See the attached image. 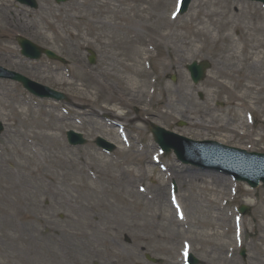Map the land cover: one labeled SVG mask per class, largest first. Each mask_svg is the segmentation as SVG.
<instances>
[{
    "label": "rangeland",
    "instance_id": "1",
    "mask_svg": "<svg viewBox=\"0 0 264 264\" xmlns=\"http://www.w3.org/2000/svg\"><path fill=\"white\" fill-rule=\"evenodd\" d=\"M36 1L38 8L30 10L14 0H0V65L61 92L69 102L37 99L19 84L0 80V123L4 127L0 135V164L4 162L5 167L12 169L7 161L13 158L25 167L29 163L23 157L33 156V163L44 170L43 183L47 187L49 179H54L58 194H38L28 202L23 214L25 222L18 220L16 223L28 231L26 243H53L58 237H66L63 241L67 247V264H74L76 247L83 249L79 264H150L144 259L145 254L159 259L158 264H182L185 247H190L200 264H222L228 258L231 264L264 261L258 240L264 237V189L251 190L226 177L225 193L219 191L215 195L219 200L212 203L215 196L211 197L208 191L200 192L199 185L175 178L179 168L191 173L202 169L179 163L172 153L160 159L159 164L166 167L165 171L153 165L150 156L159 155V152L149 132V123H153L194 141L219 142L247 152L264 153V90H261L264 82L258 83L248 76L250 65L257 63L264 54V43H249L251 49L241 53L240 42L236 46L229 42H226L228 45L213 42L205 46L188 29H182L172 39H154V43L161 44L153 52L154 60L150 61L152 72L147 65L143 66L148 85H152L155 74L158 76L157 89L170 87L176 91L184 86L196 102L212 108L210 117L223 126L193 136L188 116L154 117V112L160 109L159 95H153L149 101L146 96L144 103L136 95L135 98L126 97L131 105L120 103L117 106L103 85L107 83L116 93H122L127 77L123 75L120 81L106 80L105 75L121 76L122 52L127 44L137 39L142 44L149 39L151 33L144 22L149 15L154 18L164 13L186 24L194 7L208 0H193L182 17L175 14L177 0H162L153 10L149 4L155 0H69L60 5L54 0ZM105 3H110L109 8ZM111 4L120 6L121 12H110ZM218 10L244 13L245 28L256 19L264 21V8L258 4L224 0ZM199 20L206 21V18ZM17 36L53 51L68 64L52 62L45 57L39 61L22 58L15 42ZM232 36L237 40L239 33L234 31ZM87 49L96 54L94 66L87 62ZM204 59L212 67L205 80L194 85L185 66ZM160 60L165 65L161 72ZM81 105L95 115H85ZM28 107L34 109V118L44 111L61 116L56 128L62 151L50 149L45 142L38 143L35 152L32 151L30 137L36 131L24 125V118L18 114ZM110 121L123 124V129L109 126ZM181 122L184 126H179ZM66 131L81 133L86 144L69 147ZM95 136L113 142L118 148L110 155L103 153L94 145ZM12 149L15 154L5 152ZM19 172L24 174V171ZM165 172L170 173L172 179H167ZM8 180L9 177L0 172V199ZM173 184L187 215L186 222L180 224L169 204ZM159 191L162 194L157 196ZM240 205L248 207L243 218L236 213ZM208 206H216L209 215H217L219 221L204 225L202 222L208 220L204 212ZM3 219L0 215V264L54 263L50 260H56L57 251L42 249V252L28 248L22 241L11 242L12 232H8L9 227ZM237 219L244 228L240 246L233 242V224ZM222 235L226 237L221 238ZM100 240H104L101 245L97 244ZM208 240L212 244L229 245L227 255L215 251ZM86 243L89 248L85 250ZM241 250L245 259L241 257Z\"/></svg>",
    "mask_w": 264,
    "mask_h": 264
},
{
    "label": "bare ground",
    "instance_id": "2",
    "mask_svg": "<svg viewBox=\"0 0 264 264\" xmlns=\"http://www.w3.org/2000/svg\"><path fill=\"white\" fill-rule=\"evenodd\" d=\"M155 3H151L150 8L153 10L158 6L162 0H155ZM110 3H105V6L109 8ZM224 4V0H208L204 4H198L197 7H194L193 14L189 17V21L185 24L184 22L178 21L176 18H169L166 14H161L158 16H154L151 14L145 19L146 26L148 30H150V37L146 40L145 43L140 44L137 39L133 43H128L126 48L124 49L123 58H122V74L118 76L116 74H106V80H110L114 78L115 80L120 81L125 75L127 77V81L125 82V86L122 89V93H116L112 86L105 83L103 85L104 89L107 91L108 95L114 98V104L119 106L121 104L131 105L129 100L126 97H134L136 95L137 98L141 99L144 103L145 98L147 96L148 101L150 100L148 89L150 87L154 88L152 96H160V100H157V104L159 105V110L154 112V117L157 118H174V114H182L188 116L190 120V128L193 130V136H200V133L204 130H209L212 127H223L219 124V120L214 117H210L212 113V108L208 105H202L196 100H194L191 95L188 94L186 88L184 86H180L173 91L172 88L168 87H155V85L149 86L145 81V70L143 68L144 64H147L149 60L152 58V52L154 47L160 46L158 43H154L155 40L162 39H172L175 37V34L183 30L191 31L192 36L199 37L200 43L206 45H211L213 42L217 45L219 43L225 44L229 42L231 45L236 46L240 42L242 48L241 53H245L247 50H250L249 43H264V21L261 19H256L255 22L250 27H244V21L246 19V15L242 12L237 11H226L219 12L218 8H222ZM209 9V10H208ZM110 12H121L120 6L110 5ZM226 10V9H224ZM5 11V10H3ZM201 17L206 18V21H201ZM251 18L248 19V21ZM132 21L129 20V22ZM199 25L200 27L197 28ZM131 24V23H130ZM238 32L239 36L237 40H234L232 36V32ZM215 33V34H213ZM202 39V41H201ZM131 42V41H130ZM193 44V43H192ZM191 44V45H192ZM228 45V43H226ZM188 45V44H186ZM191 47V46H190ZM159 71L164 70V61H158ZM249 75L251 80L264 82V54L259 57L257 63H252L249 67ZM82 71V70H81ZM158 76L156 75V79ZM156 81V80H155ZM150 88L149 90H152ZM264 90V88H261ZM135 98V97H134ZM90 102V101H89ZM108 103L112 104V101H108ZM83 110V113L87 116L95 115L94 111L88 110L84 108L83 105L80 106ZM25 112L18 113L22 115L24 119H22V123L28 126L30 129L35 130L36 132L32 133L30 140L34 149L37 147L38 143H44L48 145L50 149L54 151H62L63 145L60 143L56 128L57 122L61 119L60 115H53L50 111L40 112L38 118H34V109L32 107L25 108ZM15 114L14 111H12ZM27 115L29 118L27 119ZM45 120H44V119ZM25 145L26 143L23 142ZM37 149V148H36ZM15 150H5L6 153H13ZM35 152V150H33ZM16 152V151H15ZM148 152V150H147ZM15 154V153H13ZM31 154V153H30ZM17 155V154H16ZM23 156V155H22ZM32 157V158H31ZM28 156L24 158L29 163V166H23L18 161L9 159L7 164L13 169H9L5 167V163L2 162L0 164V172L9 177V180L5 184V194L1 197L0 204V215L4 217L3 221L6 222L9 227L8 232H12L11 242L22 241L27 242V230L24 226H18L17 221L26 220V217L23 215L24 209L27 207L28 202H32L31 198H35L38 194H50L52 196H58L55 192V180L49 179V185H46L44 182V170L41 166L35 165L33 156ZM154 160V162L158 161V157H150V161ZM151 163V162H150ZM149 165V164H148ZM15 170V171H14ZM19 171H24V174ZM169 176H172L169 174ZM17 178V180H14ZM175 178H179V180L183 183L195 184L199 185V191L205 192L208 191L211 197L215 196L219 191L220 193H225L226 184L225 178L219 177L214 174L209 173L208 171H196L191 173L190 170L179 168L176 170ZM208 180V181H206ZM212 187V188H211ZM215 190V191H214ZM162 194V191L157 193V196ZM215 201H210L216 204V201L219 200L217 196L213 198ZM177 208L182 210L180 222L186 221L187 215L183 209L182 198L180 195L177 196ZM216 207V206H215ZM208 206L206 209V216L208 220H205L204 225H208L211 222H218V216L213 215L211 217L209 213L215 211L216 208ZM201 207L197 208L198 212L201 210ZM111 210V209H109ZM215 214V213H214ZM158 225L154 223V227ZM202 227H205L201 224ZM153 226V225H152ZM214 234V233H213ZM211 233V236H214ZM1 236V235H0ZM224 238L226 235H222ZM66 237H58L57 242H32L29 241L27 244L28 248L36 249L39 251L42 249L47 252L57 251L58 255L55 256V259L50 261L54 262L53 264H67L66 257V243H64L63 239ZM260 240L259 247L261 248V252L264 255V237L258 238ZM40 241V240H39ZM104 240H100L97 244L103 243ZM208 243L212 244L211 240H208ZM96 244V246H97ZM229 246V245H228ZM224 243L212 244V247L219 254L222 253L224 256L227 254L228 248ZM85 250L89 248V244L86 243ZM54 250V251H53ZM74 264H79L80 262V252H82V248L80 250L76 247L74 249ZM79 250V251H78ZM63 252V253H62ZM62 253V255H61ZM232 262L228 259L222 262V264H231ZM258 264H264L263 260H258Z\"/></svg>",
    "mask_w": 264,
    "mask_h": 264
},
{
    "label": "water",
    "instance_id": "3",
    "mask_svg": "<svg viewBox=\"0 0 264 264\" xmlns=\"http://www.w3.org/2000/svg\"><path fill=\"white\" fill-rule=\"evenodd\" d=\"M18 1H20L21 3H24V4H28L32 7L36 6L32 0H18ZM56 1L60 2V1H64V0H56ZM189 1L190 0H184L182 12H184L186 10ZM19 44L21 47L25 48V50L28 46H29L28 48L32 52L36 49V48L35 49L32 48L30 46V44L24 40H19ZM38 51L41 52L40 49H38ZM26 53L27 52H25V54ZM45 53L47 54V56H49V58L58 59L56 56H54L53 54H51L49 52H45ZM33 54H35V53L33 52ZM89 60H90V63L92 64L93 63V56H91V58ZM209 67H210V65L207 62H202L200 64L193 63L192 65L187 66V69L191 73V78H192L193 82L198 83L199 81H201L204 78V73H205L206 69H208ZM0 77L8 78V76H3V75H0ZM11 79H14V80L20 82L25 88L29 89L31 92H33L34 94L37 95L36 90L31 88L28 85V83L26 82V80L23 79L22 77L20 78L19 76H17V77L11 76ZM38 95L43 96L42 94H38ZM51 96L52 97L56 96V98H58V99L62 98V95H60V94H56L55 96L51 95ZM151 132L155 137V141L157 143H159L164 148V150L168 153L170 146H168V145L165 146L163 144V141H162L164 132L155 126H152V125H151ZM68 137L73 138V139L76 138V140L74 141L75 144L82 142L80 136L77 134H74L72 132L68 133ZM174 148L177 150L179 158L181 160H183L184 162H187V161L188 162H194V161L198 160V159H194L191 155L185 156L184 153L183 154L179 153L180 151H182L180 147L174 145ZM182 149H183V147H182ZM233 155H236V156H233ZM233 155L224 154L221 152H214L212 154V156L218 160V163L220 162V164L222 166H224L225 168H228L230 170L229 172L237 180L247 182L252 187H256L258 184V181H261L264 184V157L251 156L249 158V157L245 156L243 158V156L239 157V156H237V154H233ZM188 157L193 158V159L188 160L187 159ZM232 159H234V161H236L237 163L229 162ZM246 210H247L246 208L241 207L240 212L244 214L246 212ZM191 262L193 264L197 263V261L194 259H191Z\"/></svg>",
    "mask_w": 264,
    "mask_h": 264
}]
</instances>
